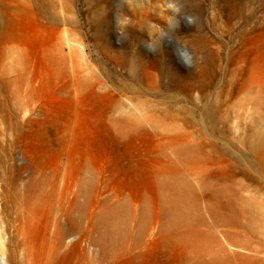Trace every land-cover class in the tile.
Masks as SVG:
<instances>
[{
  "label": "rangeland",
  "instance_id": "rangeland-1",
  "mask_svg": "<svg viewBox=\"0 0 264 264\" xmlns=\"http://www.w3.org/2000/svg\"><path fill=\"white\" fill-rule=\"evenodd\" d=\"M25 3L0 264H264V0H0V26Z\"/></svg>",
  "mask_w": 264,
  "mask_h": 264
},
{
  "label": "bare ground",
  "instance_id": "bare-ground-1",
  "mask_svg": "<svg viewBox=\"0 0 264 264\" xmlns=\"http://www.w3.org/2000/svg\"><path fill=\"white\" fill-rule=\"evenodd\" d=\"M39 17L40 13L26 3L25 5L22 4V6L17 5L13 9L3 10V24L0 26V38L4 39L8 36L11 40L21 43L30 41L40 31ZM10 51L18 53L20 52V48L19 46H15ZM195 197L194 194H191V199ZM63 242L61 241V244ZM59 249L51 252L45 264H59L63 262L66 254L60 252Z\"/></svg>",
  "mask_w": 264,
  "mask_h": 264
}]
</instances>
